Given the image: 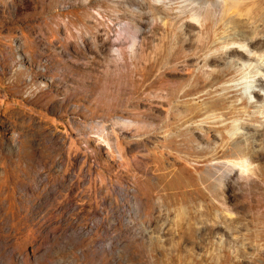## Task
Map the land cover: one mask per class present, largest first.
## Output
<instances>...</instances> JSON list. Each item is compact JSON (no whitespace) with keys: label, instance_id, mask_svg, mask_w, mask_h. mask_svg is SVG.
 Listing matches in <instances>:
<instances>
[{"label":"rangeland","instance_id":"1","mask_svg":"<svg viewBox=\"0 0 264 264\" xmlns=\"http://www.w3.org/2000/svg\"><path fill=\"white\" fill-rule=\"evenodd\" d=\"M158 1L0 0V264H264V132L237 175L228 129L190 122L240 77L206 55L264 71V0Z\"/></svg>","mask_w":264,"mask_h":264},{"label":"bare ground","instance_id":"2","mask_svg":"<svg viewBox=\"0 0 264 264\" xmlns=\"http://www.w3.org/2000/svg\"><path fill=\"white\" fill-rule=\"evenodd\" d=\"M158 3L162 5V11L165 14V17L169 20H173V17L170 18L168 14L167 8H169V4H166L165 2L164 5L163 0H159ZM204 4L207 8H212L218 17H220L217 19V15L213 14V17L217 20V24L219 20L222 21L224 16H227L232 12L233 15L231 19L236 20V18L245 17L246 20H251L250 12L253 8L250 7V9L249 6L241 5L240 0H216L212 3L205 1ZM208 10L197 11L192 14L199 27V37L202 36V30L206 28L207 17L210 14L208 13ZM256 10L261 11L262 9L256 7ZM261 14H264L263 10L261 11ZM249 47L250 46L247 43L240 44L236 50L235 48L231 49L226 46L223 47L222 50L220 49V53L216 50L211 52L212 54L210 53L204 57L202 67H209V59H211V61H217L218 57H220L225 68L232 69L240 77L231 82L227 81L228 83H214L209 86L210 90L215 88L214 91L217 93V100L215 102L204 103L198 109L201 120H190L192 126L197 125L198 127H201L206 124L218 131L225 128L228 129L227 133L232 141V144H230L236 150V154L234 155H237V161L232 163L233 167L231 171L237 175L248 174L247 172L249 171L251 172L252 164H254L253 159L255 158L256 153L254 149L252 150L251 145L247 143L244 144L243 142L242 144L236 138L249 135L253 131L261 130L264 132V71L263 69L262 72L259 71L258 68L255 67L257 65L250 62L258 54L260 55L261 52L257 54V52H253ZM214 72L216 73V70ZM210 90L206 93L207 96L210 93ZM188 95L189 92L187 91L183 94V97ZM258 117H261L260 123H256L258 122ZM239 177L241 178V176Z\"/></svg>","mask_w":264,"mask_h":264}]
</instances>
